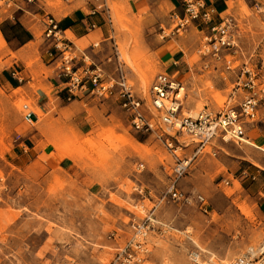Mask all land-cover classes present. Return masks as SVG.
Returning a JSON list of instances; mask_svg holds the SVG:
<instances>
[{
	"label": "rangeland",
	"instance_id": "1",
	"mask_svg": "<svg viewBox=\"0 0 264 264\" xmlns=\"http://www.w3.org/2000/svg\"><path fill=\"white\" fill-rule=\"evenodd\" d=\"M44 3L56 7L61 0ZM109 3L114 26L125 34L116 41L117 62L124 65L133 90L144 94L161 71L139 41L159 28L147 27L142 16H129L121 2ZM7 7L0 3V11ZM158 7L166 16L169 7ZM220 16L230 18L236 42L232 68L210 62L206 70L198 65L192 69L183 83L182 113L221 110L232 103V93L235 101L241 98V91H234L240 67L264 83V0H226ZM188 30L200 36L191 26L178 36L185 37ZM6 52L0 44V71L10 66L3 58ZM31 64L32 60L25 63L28 69ZM12 94L20 95V90ZM9 98L0 87V264H111L115 251L131 235V223L148 213L154 230L144 241L147 252L131 264H187L186 253L193 248L202 251L204 264H228L248 248H257L264 217L255 215L254 204L247 201L221 200L218 190L230 192L224 184L209 194L189 190L205 198L207 213L195 202L158 201L172 158L154 138L131 130L112 98L89 95L85 102L66 105L62 114L52 102L32 124L25 123L20 113V105L30 107V101L21 95ZM83 116L93 122L87 132L77 122ZM246 124L264 126V98L255 119L245 122L244 128ZM258 147L262 149L255 150L264 154V145ZM36 151L53 158L46 164L33 161ZM60 158L71 163L68 173L59 168ZM185 181L182 177L178 182L183 191Z\"/></svg>",
	"mask_w": 264,
	"mask_h": 264
},
{
	"label": "crops",
	"instance_id": "2",
	"mask_svg": "<svg viewBox=\"0 0 264 264\" xmlns=\"http://www.w3.org/2000/svg\"><path fill=\"white\" fill-rule=\"evenodd\" d=\"M113 1L121 2L129 16L144 17L147 27L156 24L153 27L162 26L164 29L170 27L168 17L170 10L177 8V0ZM203 1L214 8L213 17L217 20L223 12V2ZM93 4L91 1L66 3L61 0L59 6L53 7L44 3V0L31 2L11 0L10 7L0 11V44H4L7 50L3 56L4 60L10 61V66L3 67L0 71V87L6 95L11 96L10 100L20 95L29 100L35 121L38 112L47 113L52 102L55 106L58 105L57 114H62L66 105L85 102L89 97L84 92L77 94L69 102L64 101L63 84L55 70L54 56L57 52L53 48V41L45 39L42 34L44 15H51L56 20L62 37L88 56L92 63L98 65L104 75L115 76L117 67L123 71L124 65L117 62L119 53L116 41L123 40L125 34L116 29L112 19L109 23L101 11L96 10L89 14ZM160 4L169 7L166 16L158 7ZM159 34L154 32L143 37L139 41L140 48L150 52L161 72L184 83L186 75L190 74L197 65L200 66L201 59L196 53L199 36L197 38L196 33L190 31L185 37L178 34L161 37ZM158 36L160 39L157 38ZM186 44L191 48L184 50L183 46ZM28 60H32L31 69L25 65ZM12 70L17 71L22 81L18 82L10 75ZM123 73L127 78L126 72ZM16 89L20 90V95L12 94ZM77 122H80L84 132L93 126V122L85 116L79 118ZM241 138L242 140L239 141L215 139L206 145L190 161L187 174L182 176L187 184L183 188L187 189V192L198 189L209 194L213 188L224 184L230 192L227 195L222 189L218 190L217 194L220 195L221 200L229 204L234 201H247L254 204L255 215L264 217V154L255 150L261 148L258 146L264 145V126L246 124ZM193 147L194 145H190L183 149V155H190ZM205 148L208 150H204ZM41 152H35L33 161L49 163L53 157L51 155L50 157L46 155L48 158L42 157ZM58 166L67 173L72 167L64 158H60ZM72 171L76 170L72 169Z\"/></svg>",
	"mask_w": 264,
	"mask_h": 264
},
{
	"label": "built area",
	"instance_id": "3",
	"mask_svg": "<svg viewBox=\"0 0 264 264\" xmlns=\"http://www.w3.org/2000/svg\"><path fill=\"white\" fill-rule=\"evenodd\" d=\"M63 1L66 3L91 1L94 4L89 9V14L99 10L111 23L108 0ZM221 1L225 3L226 0ZM0 3L7 7L11 5V0H0ZM177 7L179 9L173 8L169 12L171 27L169 29L159 27V35L161 37L176 35L187 26H192L200 32L196 48V53L201 59L200 68L206 70L209 63L213 62L214 67L218 64L222 69L230 70L232 68L230 56L236 49L230 18L219 16L215 20L214 8L206 5L203 0H177ZM42 34L45 39L53 41V48L57 52L54 56L55 70L63 84L64 101L69 102L77 94L84 92L96 98H113L124 112L130 129L140 135L154 138L172 158L167 183L158 201L167 198L181 204L195 202L202 213H207L205 198L200 194L181 190L177 184L178 180L186 173L192 158L213 140H241L244 123L255 119L259 100L264 98V83L259 82L248 68L240 67L234 91H241V98L235 101L232 93L229 98L232 103L221 110L210 111L202 108L195 113H182L180 106L183 99V83L167 73H156L146 93L139 94L133 90L123 71L117 69L118 67L115 76L104 75L98 65L92 63L88 56L62 37L56 20L49 14L43 17ZM10 75L18 82L22 81L17 71L12 70ZM20 109L22 120L32 124L35 118L29 105L22 103ZM190 145H194L190 155L178 154L179 150ZM136 167L141 168L142 164L138 163ZM1 182L0 179V193ZM135 189L141 193L140 188ZM151 214L148 213L144 219L131 223V235L115 251L111 264L136 263L141 259L140 255L147 252L144 241L148 232L154 230ZM186 260L187 264H204L199 248L188 250ZM228 264H264V231L256 249L248 248L245 253L233 257Z\"/></svg>",
	"mask_w": 264,
	"mask_h": 264
},
{
	"label": "bare ground",
	"instance_id": "4",
	"mask_svg": "<svg viewBox=\"0 0 264 264\" xmlns=\"http://www.w3.org/2000/svg\"><path fill=\"white\" fill-rule=\"evenodd\" d=\"M241 140H242V138H241Z\"/></svg>",
	"mask_w": 264,
	"mask_h": 264
}]
</instances>
